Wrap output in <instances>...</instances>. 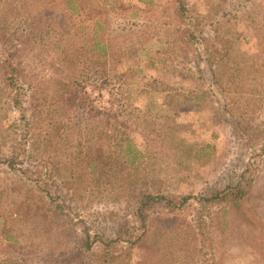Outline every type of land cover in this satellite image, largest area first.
I'll use <instances>...</instances> for the list:
<instances>
[{
    "label": "rangeland",
    "instance_id": "rangeland-1",
    "mask_svg": "<svg viewBox=\"0 0 264 264\" xmlns=\"http://www.w3.org/2000/svg\"><path fill=\"white\" fill-rule=\"evenodd\" d=\"M0 264H264V0H0Z\"/></svg>",
    "mask_w": 264,
    "mask_h": 264
},
{
    "label": "trees",
    "instance_id": "trees-1",
    "mask_svg": "<svg viewBox=\"0 0 264 264\" xmlns=\"http://www.w3.org/2000/svg\"><path fill=\"white\" fill-rule=\"evenodd\" d=\"M253 184V180L247 182L245 185H239L237 186L236 188H232L230 189L228 192H225L224 194V197H226L227 195L229 196H232V194L234 195L233 196V205L236 207H239V199L245 195L244 193H246V191L252 186ZM219 194V191H210L209 194H208V197H211V199H213V201H221L225 198H219L218 196ZM223 197V196H222ZM232 206V207H234Z\"/></svg>",
    "mask_w": 264,
    "mask_h": 264
}]
</instances>
